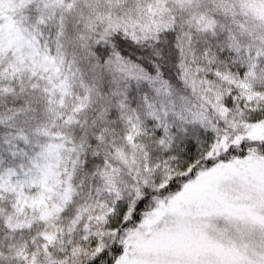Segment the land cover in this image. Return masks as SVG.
<instances>
[{"label": "snow or ice", "instance_id": "6c2138e0", "mask_svg": "<svg viewBox=\"0 0 264 264\" xmlns=\"http://www.w3.org/2000/svg\"><path fill=\"white\" fill-rule=\"evenodd\" d=\"M0 264H264V0H0Z\"/></svg>", "mask_w": 264, "mask_h": 264}]
</instances>
